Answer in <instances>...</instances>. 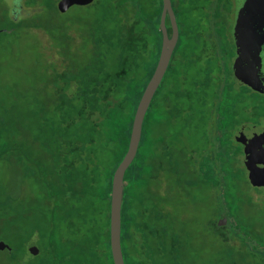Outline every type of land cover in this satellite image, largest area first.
I'll list each match as a JSON object with an SVG mask.
<instances>
[{"label":"trees","instance_id":"obj_1","mask_svg":"<svg viewBox=\"0 0 264 264\" xmlns=\"http://www.w3.org/2000/svg\"><path fill=\"white\" fill-rule=\"evenodd\" d=\"M172 5L175 12L178 4L172 0ZM181 6L188 2L182 0ZM81 7L85 17L59 28L43 21L45 12L54 9L41 7L34 12L35 24L28 28L43 29L54 43L59 42L52 105L44 112L40 109L37 117L42 123L36 129L52 146L54 173L66 191L57 208L49 211L58 217L56 223L75 220L86 227V243L77 246L59 240L58 258L63 261L57 255L51 257L56 264H113L112 179L128 151L137 107L160 56L162 0H95ZM167 28L171 35L169 19ZM184 45L180 38L146 114L136 158L125 173L121 211L125 264H187L186 242L167 210L170 193L200 182L227 185V174L218 177L216 171L229 172L227 147L233 129L224 120L233 116L229 111L234 103L223 97L232 87L225 90L215 84L210 76L213 67L202 69L196 51L187 56ZM217 74L216 82L222 79ZM184 114L191 118L186 123L194 126L199 116L206 117V126L208 116H217V129L222 131L217 138L222 146L216 145V162L205 158L209 175L195 171L178 144L185 129L179 125L175 131L173 120ZM185 175L195 177L185 180ZM197 175L203 180L195 179Z\"/></svg>","mask_w":264,"mask_h":264},{"label":"rangeland","instance_id":"obj_2","mask_svg":"<svg viewBox=\"0 0 264 264\" xmlns=\"http://www.w3.org/2000/svg\"><path fill=\"white\" fill-rule=\"evenodd\" d=\"M185 1L189 7L181 6L182 0H173L178 4L176 18L187 56L195 50L202 69L213 67V82L225 90L232 87L223 97L234 103L229 111L233 116L224 120L233 129L227 147L231 156L229 172L216 171L218 177L227 174L225 187L205 182L184 185V190L170 193L167 210L186 242L184 263L264 264V188L256 186L253 175L257 167L247 159L254 141L246 134L241 135V142L235 138L242 123L264 121V95L242 89L233 79L236 0ZM24 2L26 7L32 5L26 10L33 15L17 23L7 0H0V242L13 251H0V264H56L53 256L60 255L56 246L59 240L81 246L86 243V227L75 220L56 223L58 217L49 211L57 208L66 191L54 173L52 146L36 129L42 123L37 117L40 109L44 112L52 105L53 68L60 63L55 47L59 42L54 43L43 29L28 28L35 24L34 12L41 7L54 9L45 12L43 18L52 28L73 25L85 13L81 6L57 11L55 0ZM218 72L222 79L216 82ZM205 118L197 117L200 122L195 126L186 123L191 120L188 114L173 120L175 131L179 125L185 129L178 144L200 175L211 174L205 158L216 162V145L221 144L217 136L222 135L217 129V116H208L207 126ZM200 175L195 179H201ZM190 177L195 175H185V180ZM31 243L37 246L36 254L28 248Z\"/></svg>","mask_w":264,"mask_h":264},{"label":"water","instance_id":"obj_3","mask_svg":"<svg viewBox=\"0 0 264 264\" xmlns=\"http://www.w3.org/2000/svg\"><path fill=\"white\" fill-rule=\"evenodd\" d=\"M23 0H7L10 6L22 8ZM95 0H60L58 10L68 11L73 6H88ZM169 19L172 33L167 28ZM162 45L155 71L148 82L137 107L130 135L128 151L117 167L113 179L110 201V250L113 264H125L121 243V211L124 194V177L127 169L136 158L141 142L143 123L151 102L159 89L169 68L179 39V28L172 0H162L160 19ZM235 55L233 76L237 84L264 95V0H236L235 21L232 30ZM235 138L241 142L246 134L254 141V149L248 154L249 160L256 165L253 178L256 186L264 188V121L260 125H244L235 132ZM224 218L222 221L224 222ZM221 221V222H222ZM9 248L0 242V251ZM36 254L37 247H31Z\"/></svg>","mask_w":264,"mask_h":264},{"label":"flooded vegetation","instance_id":"obj_4","mask_svg":"<svg viewBox=\"0 0 264 264\" xmlns=\"http://www.w3.org/2000/svg\"><path fill=\"white\" fill-rule=\"evenodd\" d=\"M60 2V0L58 1V3ZM56 4V3H55ZM28 6H32L31 4L30 5H27V7ZM26 6H25V2H24V0L22 1V8H18V5H14V6H10L9 5V9H10V12H11V16H12V19H13V21L14 22H17V23H21L24 19H26V18H28V17H30L31 15H33V14H31V12H29L28 10H26V8H27ZM56 7H58V4L56 5ZM234 21H235V19H234ZM233 35V34H232ZM234 40V39H233ZM179 41H180V35H179V39H178V43H179ZM178 43H177V45H178ZM235 45V44H234ZM234 55H235V52H234ZM233 79H234V76H233ZM235 80V79H234ZM236 81V80H235ZM236 84H237V82H235ZM237 85H239V84H237ZM240 86V85H239ZM240 87H242V88H244V89H249L250 90V88H248V87H246V86H240ZM251 91H253V90H251ZM255 92V91H254ZM256 94H259V93H257V92H255ZM262 95V94H261ZM263 122V121H262ZM262 122H259V123H250V122H246V123H242V126H243V124L244 125H260ZM236 132H237V130H236ZM31 247H37V246H35V244H33V243H31V245H29L28 246V248H29V250L31 249ZM8 251L9 253H12L13 251H12V248L9 246V248H6L5 249V251ZM4 251V250H3ZM31 251V250H30Z\"/></svg>","mask_w":264,"mask_h":264}]
</instances>
